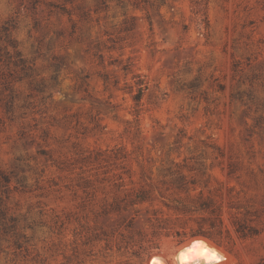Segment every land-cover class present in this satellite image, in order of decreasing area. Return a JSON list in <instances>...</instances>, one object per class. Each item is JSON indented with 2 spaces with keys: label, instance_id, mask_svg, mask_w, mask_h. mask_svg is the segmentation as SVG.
Returning a JSON list of instances; mask_svg holds the SVG:
<instances>
[{
  "label": "rangeland",
  "instance_id": "1",
  "mask_svg": "<svg viewBox=\"0 0 264 264\" xmlns=\"http://www.w3.org/2000/svg\"><path fill=\"white\" fill-rule=\"evenodd\" d=\"M264 264V0H0V264Z\"/></svg>",
  "mask_w": 264,
  "mask_h": 264
},
{
  "label": "clouds",
  "instance_id": "2",
  "mask_svg": "<svg viewBox=\"0 0 264 264\" xmlns=\"http://www.w3.org/2000/svg\"><path fill=\"white\" fill-rule=\"evenodd\" d=\"M223 255L203 240H192L173 257L174 264H221Z\"/></svg>",
  "mask_w": 264,
  "mask_h": 264
}]
</instances>
